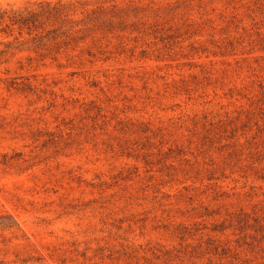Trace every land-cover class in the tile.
I'll return each instance as SVG.
<instances>
[{
    "label": "rangeland",
    "instance_id": "1",
    "mask_svg": "<svg viewBox=\"0 0 264 264\" xmlns=\"http://www.w3.org/2000/svg\"><path fill=\"white\" fill-rule=\"evenodd\" d=\"M61 1L0 55V264H264V0Z\"/></svg>",
    "mask_w": 264,
    "mask_h": 264
},
{
    "label": "trees",
    "instance_id": "2",
    "mask_svg": "<svg viewBox=\"0 0 264 264\" xmlns=\"http://www.w3.org/2000/svg\"><path fill=\"white\" fill-rule=\"evenodd\" d=\"M75 10L76 6L72 1L62 2L61 0L38 1L24 7L0 6V44L5 47V49H0V55L7 52L9 48L21 50L27 47V49L36 51L43 36L42 31L38 29H43L45 24L51 25V18L56 20L58 17L73 15ZM96 13L95 9L87 12L85 15L88 18L87 21L81 22V26L76 29L80 35H72V37L83 38L84 32L89 34L92 28L98 26L100 21ZM77 25L79 23H76Z\"/></svg>",
    "mask_w": 264,
    "mask_h": 264
}]
</instances>
